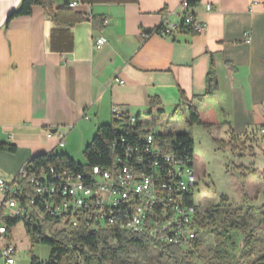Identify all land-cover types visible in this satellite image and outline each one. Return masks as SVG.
Returning a JSON list of instances; mask_svg holds the SVG:
<instances>
[{
	"label": "crops",
	"instance_id": "1",
	"mask_svg": "<svg viewBox=\"0 0 264 264\" xmlns=\"http://www.w3.org/2000/svg\"><path fill=\"white\" fill-rule=\"evenodd\" d=\"M181 1L53 0V12L63 11L57 23L40 5L8 20L22 0H0V142L16 146L0 149V178L13 182L33 157L56 152L49 131L67 137L84 119L96 129L112 121L113 106L142 117L187 111L204 95L196 104L207 116L220 111L224 137L264 136V0H197L203 33H156L165 17L181 22ZM67 14L83 19L69 25ZM211 67L219 89L206 96Z\"/></svg>",
	"mask_w": 264,
	"mask_h": 264
},
{
	"label": "built area",
	"instance_id": "2",
	"mask_svg": "<svg viewBox=\"0 0 264 264\" xmlns=\"http://www.w3.org/2000/svg\"><path fill=\"white\" fill-rule=\"evenodd\" d=\"M78 5L73 2L70 8ZM206 9L210 11L212 7L207 5ZM180 10L181 22L173 24L165 17L157 31L159 35L174 36L186 27L197 34L205 31L206 24L197 19L188 0L181 1ZM92 18L89 12L86 19ZM250 41L247 33L246 42ZM112 116L130 135L123 134L113 142L120 152L110 165L80 171L79 167L53 163L31 168L27 162L13 182L0 178V264H19L20 248L6 222L14 219L24 223L30 241L29 231L36 230L47 236L119 231L193 248L200 230L194 198L198 177L191 153L181 148L167 149L152 130L145 128L144 121L116 106L112 107ZM139 124L145 131L142 135L134 130ZM47 137L57 138L55 148L66 144L64 132L49 131Z\"/></svg>",
	"mask_w": 264,
	"mask_h": 264
},
{
	"label": "trees",
	"instance_id": "3",
	"mask_svg": "<svg viewBox=\"0 0 264 264\" xmlns=\"http://www.w3.org/2000/svg\"><path fill=\"white\" fill-rule=\"evenodd\" d=\"M190 5H193L197 0H188ZM40 5L44 7L51 18L60 23L59 16L63 11L53 12V0H22L19 8L13 11L8 20L14 16L30 14L33 6ZM67 23L74 24L83 19L82 15L67 14ZM93 19V18H92ZM95 23V18H94ZM189 28L186 27V30ZM158 31V29L156 30ZM219 89L216 71L213 67L210 68L207 75V90L205 95H213ZM203 96H196L195 103L187 102V132L178 135L172 134H157V139L160 140L167 149H185L191 153L194 158V137L192 128L195 125L211 128L213 126L225 125L221 119L220 111L216 107H212L207 116L204 110H200L196 103L201 102ZM152 108L155 107V101L152 100ZM135 118L143 119L137 115ZM121 121L113 118L108 124H100L97 126L92 141L86 146L84 155L86 164H78L73 157L68 154L52 152L39 154L28 161L30 164L40 165L41 163H53L66 167H79L80 171H88L96 165H110L116 155L120 152L118 146H114L113 142L121 135L129 136L120 129ZM139 135L145 131L142 130V125H138L134 129ZM236 140L234 135H231L229 142L223 141L220 148L230 147L232 151L237 147L233 144ZM0 149L14 152L16 146L0 142ZM239 168H242L240 166ZM223 202L219 205L201 210V205L197 204L199 216V230L215 226L213 232L217 239V259L230 258L231 254L228 249L235 247L234 237L230 236V231L237 233L239 231H248L251 228L250 223L243 215V208H235L228 205L227 197H223ZM264 210V205H263ZM252 208L246 209V214H251ZM264 215V211L263 214ZM7 224L13 228L20 221L18 219L7 220ZM31 241L47 245L51 248L50 259L44 261L42 259L33 258L31 264H153L152 252L156 250L160 259H166L169 264H194L192 259L194 251L201 245V239L195 241L192 248L181 246H173L162 244L146 235L136 234L131 232L119 231H101V232H72V233H56L47 236L42 230L29 231ZM256 236L252 233L248 235L245 242L243 256H251L256 253L255 244ZM220 255H223L222 257ZM249 264H264V253L255 261Z\"/></svg>",
	"mask_w": 264,
	"mask_h": 264
},
{
	"label": "rangeland",
	"instance_id": "4",
	"mask_svg": "<svg viewBox=\"0 0 264 264\" xmlns=\"http://www.w3.org/2000/svg\"><path fill=\"white\" fill-rule=\"evenodd\" d=\"M145 124L151 123L163 133L178 135L186 133L187 115L186 108H180L170 113L152 112L143 114ZM95 123L84 119L82 125L74 128L67 135L64 147H59L56 152L68 154L78 164L85 165L87 160L84 155L86 146L92 141L95 134ZM194 137V168L198 176V189L195 199L201 205V210L219 205L223 197L228 198V205L235 208L242 207L243 215L250 223L248 231L234 233L235 247L228 249L231 257L217 259V239L213 230L215 226L201 231L199 239L201 245L194 251V264H249L257 260L264 253V136L258 139L242 137L234 141L237 149L232 151L220 148L223 141L229 142L230 137H224L222 128L213 126L210 129L195 125L192 128ZM42 141L48 140L45 135ZM230 148V147H229ZM233 154V155H232ZM242 166V168H239ZM252 208L251 214H246V209ZM250 233L256 236V253L247 257L243 256L245 242ZM14 240L18 243L20 253L19 264H31L33 258L47 261L50 259L51 248L44 244L33 243L26 234L23 222L12 228ZM221 257L223 255H220ZM153 264H169L166 259H160L156 250L152 252Z\"/></svg>",
	"mask_w": 264,
	"mask_h": 264
},
{
	"label": "bare ground",
	"instance_id": "5",
	"mask_svg": "<svg viewBox=\"0 0 264 264\" xmlns=\"http://www.w3.org/2000/svg\"><path fill=\"white\" fill-rule=\"evenodd\" d=\"M71 7H73V3L70 5ZM156 33H157V31H156ZM130 116H132V118H135V116L136 115H130ZM157 135V134H156ZM193 165H194V161H193ZM28 166H30L31 168H38V165H32V164H30V163H28ZM196 174H197V172H196ZM198 177V176H197ZM197 191V190H196ZM196 191H194V198H195V194H196ZM200 233H201V231H200ZM200 233H199V235H200ZM193 249V248H192Z\"/></svg>",
	"mask_w": 264,
	"mask_h": 264
}]
</instances>
